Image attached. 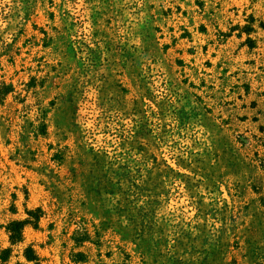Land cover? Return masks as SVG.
<instances>
[{
	"label": "rangeland",
	"instance_id": "1",
	"mask_svg": "<svg viewBox=\"0 0 264 264\" xmlns=\"http://www.w3.org/2000/svg\"><path fill=\"white\" fill-rule=\"evenodd\" d=\"M0 264H264V0H0Z\"/></svg>",
	"mask_w": 264,
	"mask_h": 264
},
{
	"label": "trees",
	"instance_id": "2",
	"mask_svg": "<svg viewBox=\"0 0 264 264\" xmlns=\"http://www.w3.org/2000/svg\"><path fill=\"white\" fill-rule=\"evenodd\" d=\"M28 221L29 220L11 222L9 229L11 231V240L13 242H15L19 239V237L21 236V233H22V228L25 225V223ZM26 256L30 260L37 259V256H36V254L32 248H28L26 250Z\"/></svg>",
	"mask_w": 264,
	"mask_h": 264
}]
</instances>
